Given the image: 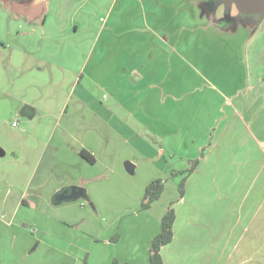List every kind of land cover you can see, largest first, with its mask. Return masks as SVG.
<instances>
[{"label":"crops","instance_id":"0c3cea01","mask_svg":"<svg viewBox=\"0 0 264 264\" xmlns=\"http://www.w3.org/2000/svg\"><path fill=\"white\" fill-rule=\"evenodd\" d=\"M205 2L0 0V264H22V256L27 264L38 254L53 256L52 264H84V257L85 264H148L174 189L166 200L164 182L148 209L120 219L123 189L103 179L122 173L120 160L132 171L140 162L154 169L167 153L171 172L201 152L174 204L164 264H264V87L243 113L232 107L228 96L241 86L232 68L244 63L250 26L222 23L243 17L234 2L225 11L215 1L208 12ZM206 57L214 69L229 68L230 88L218 76L206 91L212 101L190 97L184 109L178 103L207 81ZM71 185L87 199L54 203ZM215 205L219 216L209 218Z\"/></svg>","mask_w":264,"mask_h":264},{"label":"rangeland","instance_id":"374dc122","mask_svg":"<svg viewBox=\"0 0 264 264\" xmlns=\"http://www.w3.org/2000/svg\"><path fill=\"white\" fill-rule=\"evenodd\" d=\"M215 6H216L215 3H212V1L207 0V2H205L206 12L210 11V9L214 8ZM225 6L223 7L224 8L223 10L227 11L228 10L227 6L226 7ZM232 10L235 11L236 8L232 6ZM224 15L226 16L225 13ZM234 22H241L245 25L250 26V30H247L248 36L246 38L247 41L244 47V55H245L244 63L243 65L237 64L236 68H232L236 72L240 73V75L242 74V78L239 77L240 75L237 74L238 78L241 81V84H240L241 86L236 90V92L233 93V95L228 96L229 101H231L232 107H237L236 109H239V112L243 113L245 111L243 106H246V107L251 106L252 103L256 100L257 96L259 95L260 89H262V86L264 87V17L256 18L255 16H243V17L236 18V17H231L227 15L222 23L231 24ZM208 57L205 58L208 61V64L210 65V67L207 68V71H205L207 81H205L204 85L200 86L198 91L196 92L194 91L193 94L189 91L185 99L178 103L179 105H184V109H185V104L190 101V97L192 98L196 96V98L198 99V102L199 101L201 102L212 101L213 96L211 94H208L206 91H207V87H210V86L212 90H215L216 87L212 86V82L219 83L218 76L221 81H225V84L221 85V87H225V89L230 88V85L228 84V82L232 80V77L228 73L229 68L228 67L226 68L225 64H222L219 70H217V68L214 69L217 62L212 60V57L211 58H208ZM203 86L205 87V91L201 92V90L204 88ZM190 94L192 95L190 96ZM225 95L227 96V94ZM242 101L244 102L243 105H242ZM238 103H240L241 106L238 105ZM223 106L224 105L222 104L221 107ZM224 107H225L224 108L225 112H228L231 109V107H228L226 105ZM184 114L186 115L187 112L184 111ZM207 139H208L207 140L208 142L209 138ZM209 143L207 145H209ZM125 150L129 151L131 150V148L127 147V149ZM159 154H160V150L157 151V156H159ZM197 157H200V156H197ZM157 160H159L160 162H164V163H162L163 165L155 167L154 169H148L147 168L148 166L143 165L142 162H140L138 169H135L134 171H129L126 168V163L127 162L132 163V162L129 159H125V160H120V162H118V164L121 163V165L123 166L122 173L108 171V174L106 178L103 179V181H105L107 185H109V188L111 189H114V186H113L114 184H117L123 189L122 197H121L122 202H121V205L118 206L117 212H116L119 214L120 219L126 218L127 216H135L138 212L139 213L142 212L139 208V202L136 203V199H135V197H140V195H141V198L143 196L144 187L142 189H141V186L139 187V183L141 182H146L147 180H149L150 182L151 180L158 178V177L162 178L164 182L166 183L165 186H166L167 195L165 194L166 196L165 199L166 200L171 199V196H172L171 193H173V189H174L173 197H175V200L178 198L177 184H178V181L181 175L172 176L171 172H169V170L171 169L168 163L170 158L167 153H164L163 156H161ZM225 160L226 159L224 158H219V163H220L219 166L221 168L224 167L222 166V162H224ZM179 162L186 164L185 166V169H186V167L188 166V160L187 159L186 160L184 159L181 161L177 160V163ZM216 163H217V160H216ZM173 164H176V163H173ZM178 168L181 169L179 165H178ZM202 185L204 188L211 186V184L206 181L203 182ZM137 188H139L138 192H137ZM204 193L205 192H200L201 196ZM191 194H193L192 190H191ZM215 194H216L215 198H217V200H219V198H224L225 196V192H221L220 194L216 192ZM210 196H211V192H209V194L203 198L211 200ZM110 198L115 199L116 197L109 196V199ZM170 201H173V200H170ZM216 208H217L216 205L207 208V215L209 216V218H212V217L214 218V216L215 217L219 216V213L215 215L217 211ZM259 208H261V210L258 213V216L264 215V206L259 207ZM226 210H227V206L224 209V211ZM19 215H20V212L19 213L17 212L15 215H13V217H14L15 223L21 226L23 225V222L19 220L18 218ZM214 222H216V220ZM227 226L228 225L225 224L223 226V229L226 230ZM118 227H119V223L117 222L112 232L113 235L118 233V230H117ZM65 257L69 259L72 258L71 255H63L62 259ZM48 260L54 261V257L49 256L47 258L46 254H38V255L31 257L27 261V264H52V262ZM84 261L86 263V257H84ZM21 263L25 264L23 256L21 257Z\"/></svg>","mask_w":264,"mask_h":264},{"label":"trees","instance_id":"16d2710c","mask_svg":"<svg viewBox=\"0 0 264 264\" xmlns=\"http://www.w3.org/2000/svg\"><path fill=\"white\" fill-rule=\"evenodd\" d=\"M212 3L216 2L214 0H210ZM81 156H83L87 161L93 163L95 161L93 155H91L88 151L82 149L80 150ZM203 155L201 152L200 157L189 159L188 160V167L184 170H173L171 171L172 176L181 175L178 184V198L181 199L185 194V182L190 173L197 167L200 162V159ZM164 188V180L162 178H155L148 182L144 188L143 196L139 203L140 210H146L151 206V203L157 200ZM170 201L163 213L161 220H160V229L159 231L151 238L148 246V264H164L163 257L161 255V248L166 245L167 243L171 242L174 237V222H175V209L174 204L179 199ZM119 238L118 233L111 236L110 241L115 242ZM85 263V261H84ZM114 264H130L129 262L119 263L117 260L113 259Z\"/></svg>","mask_w":264,"mask_h":264},{"label":"water","instance_id":"95a60500","mask_svg":"<svg viewBox=\"0 0 264 264\" xmlns=\"http://www.w3.org/2000/svg\"><path fill=\"white\" fill-rule=\"evenodd\" d=\"M223 2L229 6L232 2L236 4L239 13L242 16H255L256 18L264 17V0H215ZM126 168L132 171L133 164L127 162ZM78 198L87 199L85 189L81 186L71 185L59 191L53 196V202L59 203L62 201H72Z\"/></svg>","mask_w":264,"mask_h":264},{"label":"built area","instance_id":"2783aa9c","mask_svg":"<svg viewBox=\"0 0 264 264\" xmlns=\"http://www.w3.org/2000/svg\"><path fill=\"white\" fill-rule=\"evenodd\" d=\"M14 125H15V123H14Z\"/></svg>","mask_w":264,"mask_h":264}]
</instances>
